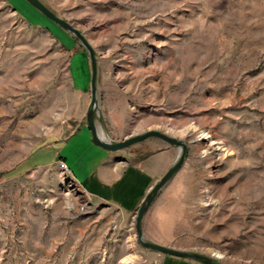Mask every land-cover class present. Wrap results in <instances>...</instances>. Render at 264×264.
I'll return each mask as SVG.
<instances>
[{
    "label": "rangeland",
    "instance_id": "rangeland-1",
    "mask_svg": "<svg viewBox=\"0 0 264 264\" xmlns=\"http://www.w3.org/2000/svg\"><path fill=\"white\" fill-rule=\"evenodd\" d=\"M41 1L95 51L102 137L158 130L186 143L143 217L144 238L223 264H264V0ZM90 77L69 32L26 0H0V264L167 255L137 240L136 211L90 197L63 160H50L86 123ZM200 132L220 149L197 143ZM153 142L173 155L150 187L178 148L154 137L123 148L130 157Z\"/></svg>",
    "mask_w": 264,
    "mask_h": 264
},
{
    "label": "crops",
    "instance_id": "crops-1",
    "mask_svg": "<svg viewBox=\"0 0 264 264\" xmlns=\"http://www.w3.org/2000/svg\"><path fill=\"white\" fill-rule=\"evenodd\" d=\"M77 53L83 60V52ZM142 141L145 139L136 143ZM153 146L154 142L142 144L130 157L128 148L107 151L91 143L90 129L84 123L58 149L52 150L50 160H63L90 197L114 204L126 212H135L152 179L166 169L173 155L169 147L153 149ZM160 264L198 263L166 255Z\"/></svg>",
    "mask_w": 264,
    "mask_h": 264
},
{
    "label": "water",
    "instance_id": "water-1",
    "mask_svg": "<svg viewBox=\"0 0 264 264\" xmlns=\"http://www.w3.org/2000/svg\"><path fill=\"white\" fill-rule=\"evenodd\" d=\"M30 3L35 9H37L41 14L57 23L61 28L69 32L74 38H76L79 43L85 48L88 54L90 67H91V77H90V104L86 112V123L91 132L92 142L107 150V151H119L123 148L144 140L149 137L159 138L166 142L168 145L178 148V154L172 165L166 170V172L149 188L145 196L142 198L135 214V232L137 240L144 247L161 252L163 254L187 258L194 261H197L201 264H223L217 260H214L211 257H208L203 254L195 252H187L179 249H175L169 246H165L153 241L146 240L143 236L142 231V220L146 214L149 206L161 190V188L172 178V176L180 169L183 164L185 153H186V143L182 139H177L172 136H169L158 130H147L140 134L129 135L121 140L112 141L108 140L101 136L103 133L102 128L98 126L95 122V117L97 114V76H98V67L95 51L92 46L89 44L84 35L80 32L79 29L75 28L70 22L59 17L51 9H49L41 0H26Z\"/></svg>",
    "mask_w": 264,
    "mask_h": 264
},
{
    "label": "bare ground",
    "instance_id": "bare-ground-1",
    "mask_svg": "<svg viewBox=\"0 0 264 264\" xmlns=\"http://www.w3.org/2000/svg\"><path fill=\"white\" fill-rule=\"evenodd\" d=\"M184 135H189L191 133V128H184L182 131ZM103 135V134H102ZM197 143H203V142H208L209 146L207 147L210 150H216V149H220L221 144H219L220 142L215 141L212 137L211 134L207 133V132H200L196 138L194 139ZM206 150V149H205Z\"/></svg>",
    "mask_w": 264,
    "mask_h": 264
},
{
    "label": "built area",
    "instance_id": "built-area-1",
    "mask_svg": "<svg viewBox=\"0 0 264 264\" xmlns=\"http://www.w3.org/2000/svg\"><path fill=\"white\" fill-rule=\"evenodd\" d=\"M60 163H61V166L63 167L64 170L70 171L69 168H68V166L65 164V162L60 161Z\"/></svg>",
    "mask_w": 264,
    "mask_h": 264
}]
</instances>
